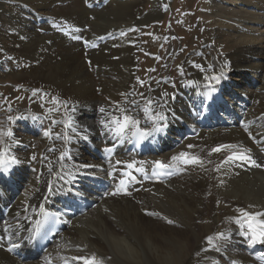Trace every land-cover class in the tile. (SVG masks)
I'll list each match as a JSON object with an SVG mask.
<instances>
[{
    "label": "bare ground",
    "instance_id": "bare-ground-1",
    "mask_svg": "<svg viewBox=\"0 0 264 264\" xmlns=\"http://www.w3.org/2000/svg\"><path fill=\"white\" fill-rule=\"evenodd\" d=\"M90 1L0 0V77L29 91L26 108L11 117L0 114L5 132H12L0 136V153L6 154L0 165V264H92L93 257L96 264L264 261V251L252 252L264 243H251L241 227L242 213H264V0H204L199 18L210 39L179 63L178 85L170 63L157 83L139 74L142 53L155 59L144 31L173 10V0H111L96 13L93 31L122 25L124 36L99 45L64 34L59 21L85 20V8L95 7ZM151 35L152 43L170 41ZM172 55L175 63L180 52ZM125 115L138 127L156 132L169 123L170 130L157 135L148 154L134 156L128 139L136 126L116 131ZM159 116L168 121L156 124ZM188 128L200 132L192 137ZM226 144L235 147L213 151ZM66 146L72 162L59 160ZM182 153L201 163L182 164L175 179L142 184L131 197H92L97 208L73 220L46 254H30L43 203L61 200L62 173L104 174L116 182L126 162L171 165ZM234 154L252 155L259 166L225 163ZM11 245H19L28 262L12 257Z\"/></svg>",
    "mask_w": 264,
    "mask_h": 264
},
{
    "label": "rangeland",
    "instance_id": "rangeland-1",
    "mask_svg": "<svg viewBox=\"0 0 264 264\" xmlns=\"http://www.w3.org/2000/svg\"><path fill=\"white\" fill-rule=\"evenodd\" d=\"M89 3H93L95 7L93 9L89 7L85 8L89 12L87 15L88 19L86 18L84 20L81 16H79L80 18L78 16H65L59 18V21L61 20L60 22L64 20L61 23L64 25L62 29L64 34L74 33L82 40L84 39L83 41L88 44H93L94 42V45H99L100 43L105 44L111 42V40L113 41L116 38L124 36L125 27L122 28V25L114 29L112 28L113 30L109 29L101 34L93 31L94 23L98 17L96 13L107 9L111 4V0H94V2L90 1L86 4ZM203 4L204 0H173V10L167 11L165 15H162L161 19L156 20L151 23V25H148L149 27H146L147 29L144 31L143 38L145 40L147 39L146 42L150 45L151 53L153 55L155 54V59L152 58V55L150 56L147 53H142L139 57V74L140 76L144 75L145 81L149 82L151 76H153V82L157 83L161 77L168 74L169 67L167 68L166 65L170 63L171 76L176 79L178 85V79L180 77L178 70L179 63L187 61L186 59H188L196 49H199L206 39H210L209 31L203 28L199 18L200 9ZM148 5L146 7L148 9L146 10L150 11L153 5L152 3H148ZM152 32H158L163 36H169L170 41L167 43H152L150 37ZM173 50L175 53L180 52V56L175 63V57L172 55ZM168 89L171 88L169 87ZM28 95V85L15 82L12 78L6 79L0 77V114L3 117H11L18 109L21 110L26 108L28 105ZM10 125L12 126V123ZM7 127L3 125V123H0V136H5Z\"/></svg>",
    "mask_w": 264,
    "mask_h": 264
},
{
    "label": "snow or ice",
    "instance_id": "snow-or-ice-1",
    "mask_svg": "<svg viewBox=\"0 0 264 264\" xmlns=\"http://www.w3.org/2000/svg\"><path fill=\"white\" fill-rule=\"evenodd\" d=\"M149 103H151V102L149 101ZM100 111L104 112V109L101 108ZM153 119L163 120L164 117L163 116L153 117ZM101 123H103V121H101ZM130 125L134 126V127L138 126L139 121L130 115H125L123 117L122 123L118 124V127L116 129L117 133H123ZM70 126H71V121H69V127ZM105 127H107V125H105ZM137 131L140 132L141 137L148 135L147 132L140 130L138 127H137ZM5 135L11 136L12 132L9 130L8 132L5 133ZM233 147H235V146L234 145H222L219 148L213 149V151L219 152L225 148H233ZM5 155H6L5 153H0V165L4 164L6 162L4 159ZM64 155H66V153ZM64 155L61 156V159L64 158ZM33 158H35V157H33ZM181 158L184 160V163H186V164L187 163H192V164L201 163V161L197 157H193V158H191V160H189L187 158V154H185V153H182L180 157H174L173 159H181ZM234 158H236V159H250V157H247L244 155H241L239 157H229L228 159L231 160ZM11 162L12 163L16 162L15 157L12 158ZM225 163H227V161H225ZM252 163L254 166H257V167L259 166V165H255V161H252ZM129 167H131V165H129ZM156 167L160 168V169H164L167 166L161 162H156ZM49 191H51V189H49ZM125 194H127V193H125ZM149 215H152V213H149ZM242 215L244 217L245 223H241V221H239V220H237L236 222L241 223V227H245V226L247 227L246 236L251 238V243H253V244L264 243V221L258 219V216H264V213H259L257 215H251L249 213L244 212V213H242ZM168 223L172 224L173 221L168 220ZM219 238L224 239L225 238L224 234L221 233ZM209 242L211 243V238L209 239ZM217 250H219V249H217ZM8 251H12V249L10 248V249H8ZM92 264H96L95 257L92 258Z\"/></svg>",
    "mask_w": 264,
    "mask_h": 264
}]
</instances>
